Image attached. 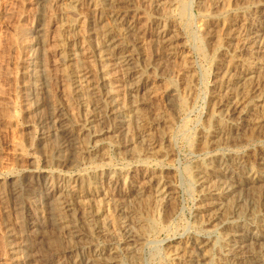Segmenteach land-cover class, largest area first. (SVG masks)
Segmentation results:
<instances>
[{"label": "rangeland", "instance_id": "rangeland-1", "mask_svg": "<svg viewBox=\"0 0 264 264\" xmlns=\"http://www.w3.org/2000/svg\"><path fill=\"white\" fill-rule=\"evenodd\" d=\"M52 1L54 3L50 0H0V259L8 254L5 252L4 236L1 237L6 231L5 226L10 224L8 227L12 226L15 233L20 234L22 230L25 231L26 225L37 223L38 243H34L32 247H22L20 262L16 264H54L63 254L70 257V264L76 260L83 262L80 264H87L90 252L94 250L102 254V259L106 257V260H110L109 264H185L173 257L172 249L176 243L186 247V256H191L196 261L202 257L203 250L200 247L205 239H210L211 242L213 240L217 250L216 246L209 248L212 250H209V261L204 262L216 264L222 259V250L218 248L220 244L217 242L220 233L206 223L210 212L207 213L208 210L203 208L207 202H203L200 196L197 175L204 166L214 165V161L216 165L218 161H222L228 167H236L237 171L246 174L252 168L259 176L264 177V127L261 133L254 131L251 123L241 122L237 114H228L219 107L220 100H224L228 91L225 83L235 43L232 35L247 20L263 21L264 0H163V5L156 8L144 0V4L142 0H120L126 2L122 6L131 10V13L122 15L119 20L108 12V0H86L85 7L80 10L82 14L76 8H70L68 1ZM69 21L84 22L83 30L86 34L80 35L75 31L76 35L79 34L78 37L74 38V32L69 40L63 38L64 43L67 42L66 51L69 49L71 53L72 42L77 41L79 45L81 42L84 47L88 45L85 48L88 52L87 59L81 66L94 71L93 73H96L101 63H97V58L93 57L92 45L101 41L104 30L111 29L110 31L120 36L118 45L133 44L137 53L135 67L145 82L136 99L142 126L137 127L131 119L125 117L127 113L121 109L118 117L96 119L90 125V132H79L80 125L85 122V109H82L79 99L70 90L79 62L71 58L70 63L65 66L56 53L50 52V45L56 41L54 33L59 30L60 23L63 25ZM141 28L149 33H157V30L165 32L172 41L174 54L170 57L164 55V49L153 42L154 39L150 36L145 37V40L139 38ZM23 29L27 30L22 31ZM70 70H74L73 73ZM69 72L73 74V78ZM111 74L113 76H110V81L114 86L104 88L109 91L118 90L116 98L123 104L126 101L125 90L115 88L120 83L115 81L117 74L114 70L109 72ZM222 93L225 95L221 96ZM253 105L249 101L245 105L247 116L250 119L261 116L264 120L262 112L257 111L251 115ZM120 107L121 105L118 106ZM47 110H55L61 115L70 135L77 139L76 149H63L60 134L56 137L54 132L46 133L47 130L40 121ZM127 120L125 126L121 123L122 129L116 127L117 121ZM75 154L77 157L73 156ZM153 177H166L173 192V201L167 202L169 205L161 206L157 202L153 193V180H150ZM62 180L69 181L72 185L77 183L74 187L80 195L86 192L89 184L91 187L98 185L106 193V200L113 211L111 214H116L120 221L128 222L135 229L138 227L129 222L132 208L140 214L144 212L142 222L145 228L143 227L142 236L135 237L134 243H130L127 229L114 223L97 231L92 230L89 235L80 228L81 237L72 239L75 241L73 244L69 242L70 238L65 232L54 231L48 215L30 216L34 214L35 206L41 203L39 184L46 183V187H49ZM130 188L133 194L129 198L134 200L118 195ZM249 191L244 192L242 207L245 209L251 198H257L255 191ZM113 205L127 206V209L120 212L113 210ZM78 207L79 205L75 208L79 210ZM262 208L258 210L259 215L256 214L252 219L241 216L242 220L235 219L239 222H235L233 218L230 223L233 221L240 229L254 232V226L264 217V205ZM52 236L58 238L54 242L58 250L53 251L56 249L54 244H49V239H46ZM139 240L141 245L138 244ZM50 245L53 248L48 250ZM69 246L72 249L69 250ZM56 251H59L58 254ZM34 253H38V256L34 257ZM0 264L5 263L0 261Z\"/></svg>", "mask_w": 264, "mask_h": 264}, {"label": "bare ground", "instance_id": "bare-ground-1", "mask_svg": "<svg viewBox=\"0 0 264 264\" xmlns=\"http://www.w3.org/2000/svg\"><path fill=\"white\" fill-rule=\"evenodd\" d=\"M56 1H62V0H56ZM66 1H68V4L71 5L70 8L71 7L76 8V10L78 12H80V10H83V8L85 7L84 3L86 0H65V2ZM165 1H167V0H165ZM50 2H53V1L50 0ZM65 2H63V3H65ZM127 2H128V0H127ZM133 2L135 3V1H132V3ZM142 2H143V0H142ZM144 2L149 3V5L156 8V7H158V5H163L164 1L163 0H144ZM144 2H143V4H144ZM122 3H126V2H124V1L121 2L120 0H108V5L110 8L108 12H110L115 18H117V20H119V18L122 15H124V14L128 15L129 13H131V10H129L127 8H123L124 6H122ZM143 6L144 5H142V7ZM134 8H135V5H134ZM134 8L132 7V9H134ZM135 14H137V13H135ZM138 15H139V13H138ZM252 17H254V16H252ZM83 21L85 22V20H83ZM244 21H245V19H244ZM84 22H81V21L76 22L75 21V23H74V22L69 21L63 25H62V23H60L62 26L60 25V28L57 27L59 30H56V32L54 33L55 36L53 37V38H55L56 41L52 42V44L50 45V46H52V47H50V49L52 48V50H50V52L52 51L53 54L56 53L58 55V57L62 59L63 64H65V66H67L68 62L70 63L71 58H73L75 60L77 59L76 62H79V65L77 64L78 66L75 64L77 66L75 71L70 70L72 73L74 71V75H75V79L72 80V82L70 84L71 93L79 99V105L81 107H83L82 109H85V119H84L85 122L83 123V125H80L79 132L80 133L90 132L89 131L91 128L90 125L93 122H95L96 119L98 120V119H102V118H107L109 116L118 117L121 109L127 113L128 116L126 115L125 117L126 118L128 117V119H131L133 121V123L136 124L137 127L142 126V119H141L142 117L139 116L141 114L138 113V109H137L138 107H137V100L136 99L138 97L137 96L138 93L145 86V82H144L142 75H139V72L137 71V69L135 67V61L137 58L136 57L137 53L135 51V48L132 46L133 44L129 45L130 43L129 44L127 43L126 45H118L117 42L120 41L118 38L119 35L113 31H110L111 29L110 30L109 29L104 30L103 36L100 35V36H102L101 41L98 42L94 46L92 45L93 57L95 56L97 58V63H99V64L101 63V65L99 66L100 68L96 71V73H93L94 71L92 72L87 67L85 68V67L81 66V63H83L85 61V59H87L88 52H87V49H85V48L88 45H85L86 47H84V44L81 42H80V45L77 43V41L72 42V45H71L72 49L70 50L71 51V53H70L68 51L69 49L67 50L68 52L66 51L65 44L67 43L66 42L67 40L65 41L66 43H64V40H63V38L64 39L68 38V40H69V38H70L69 36L71 35V33L73 35V33L75 31H77V33L79 32L80 35L81 34L85 35L86 34V33H84L85 30H83V29H85L84 28ZM103 23H105V22H103ZM131 27H134V26H131ZM121 29H122V27H121ZM130 29H132V28H130ZM26 30L27 29H23L22 31H26ZM148 30H150V29H148ZM116 32H118V30ZM124 32L129 33V32H127V30H124ZM42 33H43V31H42ZM126 33H125V35H126ZM138 33H139L138 34L139 36L136 35V38L139 37V38L144 39L147 36L152 37L154 39L152 41L158 45H161V47L164 49L163 50L165 52L164 55L170 57L174 54V52H173L174 47L172 46V41L167 38V35L165 34V32H163V31L158 32V30H157V33H149L148 31H145V30H143V28H141ZM39 34H40V32H39ZM79 34H77V35H79ZM46 35H48V34H46ZM51 35H53V34H51ZM77 35L75 32L74 38ZM125 35L123 34V36H125ZM232 36H233V40L235 41V43L232 46V50H231L232 55L229 59V64L227 63L229 65V68L227 71L226 83H225L226 84L225 87L228 88V91H227V95L225 96L224 100L223 99L220 100L219 107L222 108V110L228 114H237L238 119L241 122L251 123L252 125L250 124V126H253L254 131L260 132L262 127H264L263 126V124H264L263 118H260L261 117L260 116L259 118L256 117V118L250 119L247 116V112L245 110V108L250 104H248L246 107H245V105L248 103V101L254 103L253 112H252L253 114H251V115H254L257 111L264 113V17H263L262 22L247 20L244 23V25L242 26V28L238 31L236 30V33ZM71 39H73V38H71ZM138 41H139V39H138ZM174 45H175V43H174ZM90 47H91V45H90ZM81 58H83V59H81ZM89 59H91V58H89ZM93 60H96V59H93ZM87 62H88V60H87ZM83 64H85V63H83ZM63 67H61V69ZM95 69H96V67H95ZM112 70H114L115 74H117V78H115V81L120 83V85L115 83L116 84L115 88L116 87L117 88H123L125 90L126 101L123 104H120L119 103L120 99L116 98L118 90L117 91H114V90L109 91V90H106V88H104L106 86H112L113 85L110 81V76L112 77L113 75L112 74L109 75V72H111ZM35 72L38 74V71H35ZM71 72H69V73H70V76H72V78H73V74ZM61 73H62V71H61ZM76 78H78L77 81H76ZM256 79H257V81H255ZM231 85L233 86L232 88L230 87ZM65 94H66V92H65ZM218 94H220V93H218ZM222 94L223 95H221V96L225 95L224 93H222ZM216 99H218V98H216ZM119 105H121L120 108H118ZM106 120H108V119H106ZM145 121H147V120H145ZM63 122L64 121H63V119H61V115L58 112H56L55 110H47V113H45L44 116L42 117L40 124L42 125V127L44 129L47 130L46 133H48V132L53 133L54 132L56 134L55 135L56 137H58L57 134H60L59 137H61V141H62L61 147L63 149H65V150H72L73 149L74 150V149H76L77 139L73 138L70 135L69 128L66 127ZM98 122H100V121H98ZM121 123H123L125 126L126 123H128V120L123 121V122L117 121L116 124L118 126H116V127H118V129H122ZM75 125H78V124H75ZM143 127L146 128L145 125ZM130 129H131V127H130ZM248 129H249V127H248ZM123 130H126V128ZM124 132H126V131H124ZM249 134L252 135V133H249ZM253 134H254V132H253ZM77 135H78V133H77ZM74 136L76 137V135H74ZM248 136H250V135H248ZM256 137H257V135H256ZM139 138H140V136H139ZM235 138L236 137H234V139ZM230 139H231V137H230ZM232 140H233V138H232ZM213 148H215V147H213ZM72 152H74V151H72ZM73 156H76V154ZM215 159H217V158H215ZM231 164H230V166H231ZM235 168L233 169V167L232 168L228 167V165L222 161H218V163L215 165V161H214V165L208 164L207 166H204L202 168V172H200L197 175V186H198L199 191H200V196H202V199H203V200L202 199L201 200L203 202H207L206 207H203V208L204 209L206 208V210H208L207 213L210 212L209 214H207L208 219H207L206 223L212 225V227L215 228V231H219L217 233H220V235H218V236H220V239L217 242H219L218 245L220 244L219 245L220 247H218V248H220V250H222L221 251L222 252V254H221L222 259H220L216 264H264V217L259 224H257L259 222L257 220L258 221L256 223L257 225L254 226L255 231L250 232V233L248 231L242 230L239 227H237L236 225H234L232 223L233 221L230 223V221L233 220V218L235 220V219H240L241 216H249V218L251 217V219H252L253 216L260 213V212H258V210L260 208H262L264 205L263 204L264 203V177L259 176L252 168L249 170V172H247V174H246V172L237 171ZM154 176H156V175H154ZM150 180L151 181L153 180L152 181V186L154 187L153 193L155 194V197L157 198V202L159 203V205L161 204V206H162V204H167V202L170 203V201L173 199L172 198L173 192H171V187L168 185V182H166V177H158V178L153 177ZM75 185H72V183H70L69 181H66V180H62V181L57 182V183H52L49 187H46V183L44 185H43V183H40L39 186L41 187V201H40L41 203L39 205L35 206L36 209L33 210L34 214H32V215L29 214V215L30 216H33L36 214L48 215V220H50V223H51L54 231L65 232L67 234L66 236H68L70 238V240H69L70 243L73 242L72 239H75V238L80 239L81 234H82L80 231V228L84 229V231L89 235L91 232H93L92 230L97 231L98 229L100 230L101 227H105L106 225H109V224L113 225L114 223L115 224L117 223L122 228L127 229L126 231L129 234L127 238L129 239L130 243H134L133 239L135 237H137L139 235L142 236L143 229L145 228L143 226V222H142V217L145 216L144 212H143L144 215H141L143 213L140 214L139 212H137V210L132 208V212H131L132 215L129 216V220H130L129 222H130V224L132 223V225L135 224L136 228L138 227L137 229H135V227H131L128 222L123 223V221H120L121 219L119 218L120 219L119 220L115 216L116 214L115 215L111 214V213H113V211L110 210V207L108 204L109 202H108V200H106L107 199L106 193L100 187H98V185L91 187L89 184V186H87L88 189L86 188L87 190H86V192H84L83 195H80L77 192V190L74 187ZM80 185L81 184H79V186ZM145 186H147V185H145ZM139 187L137 189L141 190V188H139ZM149 187H147V188H149ZM142 189H144V188H142ZM249 190L255 191L257 198L255 197L256 200L251 198V201H250L248 207L245 209L242 207L243 201H244V199H243L244 192L249 191ZM132 194H133V190L131 188L127 192L121 191L118 193V195L122 198H126V197L129 198ZM118 195H117V197H118ZM149 197L151 198L150 195H149ZM152 197H153V195H152ZM109 198H111V196ZM113 200H115V199H113ZM132 200H134V199H132ZM136 200H137V198H136ZM135 201H133V202H135ZM118 202H119V200H118ZM133 202H132V204H133ZM154 202H155V200L152 203H154ZM12 204L14 205V203H12ZM76 205L77 206L79 205V207H78L79 210H77V208H75V207H77ZM167 205H169V204H167ZM6 206H7V204H6ZM17 206H15V207L17 208ZM130 206H131V204L129 205V207ZM136 207H137V205H136ZM168 207L169 206H167V209H169ZM112 208H113V210L125 212V209H127V206L125 207V206L120 205L118 207L116 205H113ZM136 209H138V208H136ZM13 210L15 211V209H13ZM128 210H126V211H128ZM14 211H12V212H14ZM110 211H112V212H110ZM16 212H18V211H16ZM3 213H5L4 210H3ZM17 216H16V219H17ZM146 217L148 218V216H146ZM150 217H151V215H150ZM19 219H20V217H19ZM241 220H242V218H241ZM127 221H128V219H127ZM236 221H238V220H235V222ZM8 226H10V224ZM8 226H5L6 229L3 228L6 231L3 233V235H1V237L4 236V239L6 241V249L7 250L5 249L6 250L5 252L8 254L6 256H4L3 258H1L0 261H1V263H5V264L9 263V262L16 264V263L20 262V255H21L22 247L23 248H24V246L32 247L34 245V243L37 242V238L39 235L37 233L38 232L37 231L38 224L37 223L36 224L30 223V224L26 225L25 231L22 230V232L20 234H18L19 232L15 233L14 228L12 226L11 227H8ZM17 226H18V224H17ZM19 227H21V225H19ZM210 229H212V228H210ZM51 231H53V230H51ZM212 232H214V231H212ZM209 233H210V231H209ZM87 234H86V236H87ZM46 239H49L48 240L49 244L50 243L54 244V242H56V240L58 238L56 236H52V237H48ZM63 239L64 238L62 237V240ZM48 241H47V243H48ZM2 243H4L3 240H2ZM74 243H75V241L73 242V244ZM43 244H45V243L43 242ZM125 244H127V243H125ZM138 244H140V240H139ZM215 244L216 243H213V240L211 242L210 239H205V242H203L201 247H200L203 250L202 257L201 258L199 257V260L195 261L193 259V257L186 256L188 254L186 247H182L181 243H178V244L176 243V246L174 247V249H172L173 257L176 260L184 261L185 264H204L205 263L204 261H207L209 259V255H210V253H209L210 249L209 248H215L214 247V246H216ZM53 246H55V244ZM53 246H52V248H53ZM125 247H127V246H125ZM49 248H51V245H50V247H48V250H49ZM55 248L56 249H53V251L58 250L56 246H55ZM70 249H72V247L69 246V250ZM65 250L67 251L66 248H65ZM215 250H217V246H216ZM53 251H51V252L53 253ZM211 251L212 250H210V252ZM5 252H4V254H5ZM34 252H35V250H34ZM57 252H59V251H56L55 253H57ZM75 253H76V251H75ZM49 254H51V253H49ZM34 255L38 256V253L37 254L34 253L33 256ZM101 255L102 254L98 253V251H95V250L93 252H90V255H89L90 258L88 259L87 264L88 263L107 264L108 262H110V260L105 259L106 257L102 259ZM26 256H28V255H26ZM29 256L31 257V255H29ZM36 256H34V257H36ZM51 256H49V257H51ZM198 256H199V254H198ZM115 257H116V255H115ZM69 258L70 257L63 254L58 259H56V262L54 264H70V262L68 260ZM29 259H31V258H29ZM110 259H112V258H110ZM207 262L205 264H207ZM212 262H214V261H212ZM27 263H28V261H27ZM47 263H48V261H47ZM80 263H83V262L76 260V261H74L73 264H80Z\"/></svg>", "mask_w": 264, "mask_h": 264}]
</instances>
